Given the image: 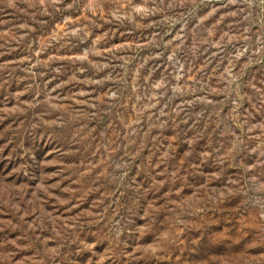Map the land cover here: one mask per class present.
<instances>
[{
  "label": "rangeland",
  "instance_id": "obj_1",
  "mask_svg": "<svg viewBox=\"0 0 264 264\" xmlns=\"http://www.w3.org/2000/svg\"><path fill=\"white\" fill-rule=\"evenodd\" d=\"M0 264H264V0H0Z\"/></svg>",
  "mask_w": 264,
  "mask_h": 264
}]
</instances>
